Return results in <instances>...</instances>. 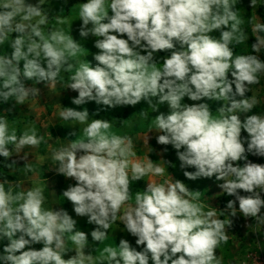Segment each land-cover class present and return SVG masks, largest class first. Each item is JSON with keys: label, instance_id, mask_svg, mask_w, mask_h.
Masks as SVG:
<instances>
[{"label": "clouds", "instance_id": "1", "mask_svg": "<svg viewBox=\"0 0 264 264\" xmlns=\"http://www.w3.org/2000/svg\"><path fill=\"white\" fill-rule=\"evenodd\" d=\"M237 2L84 0L79 35L95 38L97 63L82 64L67 88L78 92L72 100L75 105L94 101L110 109L144 101L155 112L159 108L155 105L166 103L168 113L155 116L157 143L176 150L181 169H195L184 171L189 180L215 177L223 181L218 186L235 198L227 202L228 215L239 212L264 223V165L248 160V154L264 157V115H246L241 120V114L251 112L258 103L246 93L259 84L258 74L264 73V60L256 55L264 48V37L255 38L251 54L234 57L233 43L249 39L239 28ZM43 3L0 0V45L12 35L11 53L0 56V103L15 98V104H23L26 98L38 96L39 89L26 87L24 81H56L62 70L73 67L69 58L80 51V43L62 30L44 34L48 14ZM216 31L218 37L212 35ZM252 31L264 32V23L254 24ZM161 52L168 54L160 56ZM157 63H162V69L156 68ZM185 97L199 103H185ZM209 100L227 101L216 109L218 118ZM62 109L59 115L64 120L83 124L90 118L87 109ZM110 127L109 120L91 119L83 130L86 141L74 140L53 154L56 172L76 182L62 196L72 202L77 216L87 217V223L96 226L91 237L99 242L130 200L131 181L165 171L149 159L147 164L131 165L130 179L132 140L109 136ZM43 139L35 129L19 137L15 131L10 133L7 121L0 117V157L5 163L22 151L27 159L25 147H37ZM4 183L0 180V242L7 238L9 243L0 252V264H92L93 254L84 251L87 234L77 229V221L67 211L45 209L40 188L13 195ZM198 197L199 191L189 190L180 180L146 184L143 193L136 195L135 206L122 216L124 231L142 247L137 250L121 239L116 249H104L108 264H149L150 260L151 264H221L216 250L227 243L231 221L217 218L215 211L205 212L195 202ZM66 233L72 234L77 245L70 259H64ZM38 243L43 247H32Z\"/></svg>", "mask_w": 264, "mask_h": 264}, {"label": "rangeland", "instance_id": "2", "mask_svg": "<svg viewBox=\"0 0 264 264\" xmlns=\"http://www.w3.org/2000/svg\"><path fill=\"white\" fill-rule=\"evenodd\" d=\"M27 2L35 5L38 0H27ZM83 2L84 0H67V2L65 0H44L43 10L48 14V22L42 26L44 34L47 36L50 30H62L66 36L72 35L73 39L80 43L81 48L76 56L69 58V63L73 67L69 71L62 70L56 81L49 82L48 84L46 82L37 84L35 80L24 81L26 87H36L39 89L38 96L26 98L23 104H15V98H12V101L7 103H0V117H3L7 121L10 133L15 131L19 137L24 131L35 129L37 134L44 138L37 147H25L24 151L28 155L27 159H23V151L20 154L13 153L8 158L7 163L11 164L15 161L16 164L8 166L5 163V158L0 157V180L5 182V190L10 191L13 195L22 191L26 192L29 189H42L45 197L43 207L48 210L63 209L67 211L77 221V229L87 234L88 245L84 251L85 254H89L90 252L93 254L94 259L92 264H108L107 253H105L104 249L108 247L116 249L121 239L128 240L132 246L137 247V250H140L142 246H136V238L124 231L123 220H119L118 218L111 223L105 239L101 242L93 241L91 231L96 226L88 224L87 217L77 216L72 202L62 196L63 191L69 185H74L75 183L73 184L69 181L68 184L66 183V186L64 185L66 177L56 172V161L53 159V154L61 148L68 147L70 142L74 140L75 142L86 141L87 137L84 135L83 130L91 122V119H106L111 121V127L107 132L109 136L114 134L122 137H135L139 140L142 135L147 134V136L149 135L148 137L152 136V138H155L153 140H156L155 136L159 134L157 131L151 132L157 129L155 127V116L161 112L167 114L169 108L166 103L155 105V107L159 108L154 112V107H149L144 101L135 106H118L110 109L102 108L94 101L84 105L72 103L73 98L78 96V92L67 88L72 82L71 77L87 61L92 66H95L97 62L93 57L99 51L94 47V37L90 36L83 39L79 35V27L82 23L79 20V12L81 3ZM263 5L264 0H255L253 6L251 5V0H238L235 4L234 10L237 18L241 21L239 25L240 31L246 37H249V39H246L243 43H233L234 57L252 53L251 45L254 43V38L260 36L259 33L253 32L252 28L258 22L264 23L261 17V13L264 14V10L261 9ZM105 10H109L108 3L105 4ZM212 35L218 37L219 32L216 31ZM11 40L12 35L10 34L4 44L0 45V56H7L11 53L12 50L8 47ZM262 49L256 55L264 60ZM167 54L166 52L159 53L160 56ZM20 66L22 68L23 62H21ZM162 67V63L156 64V68L162 69ZM149 71H151V68ZM258 75L259 84L251 86V92L246 93V97H255L258 103L253 109H256L257 115H264V73ZM229 78H231L230 74ZM237 99L242 98L237 97ZM184 102L188 104L199 103L190 101L187 97H185ZM206 102L210 104L213 111L212 114L216 118L219 117V112L216 109L222 106L223 103L227 105V101L209 100ZM62 107L73 108L75 110L87 109L90 118L83 124L75 120H64L59 115L63 110ZM249 113L241 114V120L243 121L244 117L249 115ZM155 144V147L161 149V153H163L162 149L168 148L170 150L167 154V164L170 162V168L167 169H169L168 171L171 173L173 179L176 178L182 181L191 191H199L198 200L195 202L200 204L205 212L215 211L217 218L230 219L231 224L227 229L228 241L227 243H222L216 250V255H218L221 264H241L250 253H264V223L257 222L256 218L244 217L239 212L235 216L228 215V210L226 209L227 202L235 198L224 193L218 186L223 181H217L215 177L189 180L184 176V171H194L195 169H181L176 150L171 145L169 147V145L159 144L157 140ZM8 147L10 150H14V145L9 144ZM155 153L160 154L157 151ZM248 160L264 165V157L261 156L248 154ZM156 162L158 164V161ZM26 163L27 166H25ZM239 163L243 166L244 161H240ZM28 166L31 167V171L28 170ZM143 178L139 180L141 185ZM232 178L228 177V179ZM133 184L137 188L130 187V191L137 194L142 190L144 191V189H139L138 182H133ZM239 191L241 195H247L243 190ZM261 197L264 198V193H261ZM16 206L17 204L14 203L13 207L15 208ZM236 207L238 208V202ZM262 213H264V209H262ZM71 235V233L65 234L66 253L64 254V259H70L76 254L74 249L77 248V245L72 241ZM8 243L7 238L0 242V252L3 251L4 246ZM32 247L39 250L43 245L38 243ZM149 264H151V260Z\"/></svg>", "mask_w": 264, "mask_h": 264}, {"label": "crops", "instance_id": "3", "mask_svg": "<svg viewBox=\"0 0 264 264\" xmlns=\"http://www.w3.org/2000/svg\"><path fill=\"white\" fill-rule=\"evenodd\" d=\"M153 131L158 132L159 130L154 129L151 132H153ZM148 136H147V134L142 135L139 138V140H137V138H135V137L131 138L132 148H131V154L128 156L129 177L131 179V165L133 163L139 162L142 164H147L149 159L152 160L153 166L159 165L160 167L164 168L165 171H164V174L160 175V176H157L153 173L146 174L142 180L143 181L142 185L139 183V181H131V183H130L131 188H137V186L134 185L133 182H138L139 189H144L146 187V184H149V183H152V184L170 183L173 180L171 173L168 171L169 169H167V168H170V162H169V164H166V162L168 161L167 160L168 159L167 154L169 153L170 150H168V148H167V151H165V149H162L163 153H161V149H159L158 147H155L156 146V144H155L156 140H153L155 138H152V136L151 137H148ZM169 147H170V145H169ZM156 151L159 152L160 154L155 153ZM80 154H83L82 151L80 153H78V155H80ZM162 157H163L164 161H162L163 160ZM156 161H158V164ZM182 179H183V177H182ZM174 180H177V179L175 178ZM69 181L73 184L76 183L74 179L66 178V179H64V185L66 186V183L68 184ZM138 193L142 194L143 190L141 192H138ZM130 195H131L130 200L127 201L124 206H122L120 214L117 216V218L119 220L122 219L123 214L128 210V208L130 206H135V197H136L137 193L130 191Z\"/></svg>", "mask_w": 264, "mask_h": 264}, {"label": "built area", "instance_id": "4", "mask_svg": "<svg viewBox=\"0 0 264 264\" xmlns=\"http://www.w3.org/2000/svg\"><path fill=\"white\" fill-rule=\"evenodd\" d=\"M241 264H264V253L253 252L246 256L245 260Z\"/></svg>", "mask_w": 264, "mask_h": 264}, {"label": "trees", "instance_id": "5", "mask_svg": "<svg viewBox=\"0 0 264 264\" xmlns=\"http://www.w3.org/2000/svg\"><path fill=\"white\" fill-rule=\"evenodd\" d=\"M261 9L264 10V5L261 7ZM261 17H262V21L264 22V14L261 13ZM259 35L264 37V32H259ZM253 42H255V38H254V41ZM262 51H263V54H264V49H262ZM252 114H256V109H252L251 110V112L249 113V115H252ZM242 136H247V133L244 132V131H242ZM245 147H246V145H245Z\"/></svg>", "mask_w": 264, "mask_h": 264}]
</instances>
